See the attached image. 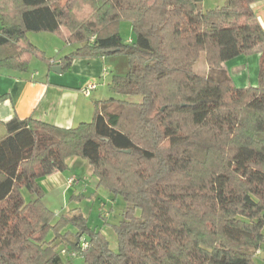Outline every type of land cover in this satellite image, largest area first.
I'll return each instance as SVG.
<instances>
[{"label":"trees","instance_id":"1","mask_svg":"<svg viewBox=\"0 0 264 264\" xmlns=\"http://www.w3.org/2000/svg\"><path fill=\"white\" fill-rule=\"evenodd\" d=\"M203 1L0 0L1 68L27 71L33 58L53 64L28 35L52 32L77 44L58 59L64 70L77 56L124 54L129 69L109 89L141 97L97 100L92 120L73 127L32 116L1 121L0 264H63L62 249L88 264H256L264 49L255 86L237 87L225 62L264 43L253 7L260 0L211 9ZM121 20L132 23L133 39L120 35ZM201 56L207 74L195 70ZM74 156L127 203L114 224L116 251L84 214L57 218L44 202L39 179L67 170Z\"/></svg>","mask_w":264,"mask_h":264},{"label":"crops","instance_id":"2","mask_svg":"<svg viewBox=\"0 0 264 264\" xmlns=\"http://www.w3.org/2000/svg\"><path fill=\"white\" fill-rule=\"evenodd\" d=\"M253 7L264 27V0L254 2ZM66 47H62L64 50L62 48L56 50L59 55L52 58L53 64L44 61L49 69L43 73L39 72L38 67L32 71V64L27 71L0 68V127L4 126L1 121L9 120L15 115L20 118L32 116L62 127H73L81 122L91 121L95 112V102L102 100L101 96L105 90H101L100 84L97 83L96 89L91 91L90 95H86L83 90L86 84L99 79L106 82L110 88L112 76L125 74L129 69L128 59L124 54H98L91 57L77 56L69 69L64 70L58 59L76 49L77 44H69L68 48ZM66 49L67 51L63 53ZM263 49L264 43L225 62V67L237 87L257 85L260 55ZM58 65L62 66L61 73L51 70ZM208 71L207 64L205 74ZM94 93L95 97H93ZM71 158L68 159V169H71V165L75 163ZM68 169L55 171L39 179L45 191L46 205L47 202L52 204L54 198L63 200L69 194L72 198L78 196L79 180L75 173H68ZM71 178L76 179L73 184L69 182ZM68 213L76 215L81 212L70 209ZM72 230L75 231V228L73 227ZM259 255L264 258V254Z\"/></svg>","mask_w":264,"mask_h":264},{"label":"rangeland","instance_id":"3","mask_svg":"<svg viewBox=\"0 0 264 264\" xmlns=\"http://www.w3.org/2000/svg\"><path fill=\"white\" fill-rule=\"evenodd\" d=\"M225 2L226 0H204L203 5L205 9H211L223 5ZM121 21L120 35L123 37V39L130 40L134 37L132 23L129 20ZM28 35L32 42L40 47L43 51H45L47 57L50 58L58 57L59 54H57V49L62 48L63 46H67L66 48H68L69 46V44L65 43L62 38L56 33L46 31H41L39 33L32 31L29 32ZM66 51L67 49L63 53H65ZM31 62L30 65L32 64V71L36 67H38L39 72L41 73L49 69L48 64H45L43 60H40L38 58H33ZM206 67L207 63L205 61V58L204 56H201L199 61L195 65V70L198 73L205 74ZM44 68L46 70H44ZM51 70L53 71V69ZM94 82L100 84L101 87L99 88H101V90H105V93L103 94V96H101L102 100L115 97L137 101L141 98L140 96L136 97L129 96L123 93H115L111 89H109V86L106 82L100 81L99 79H95ZM93 95V97H95L96 94L94 93ZM5 133L6 128L4 126L0 127V136L4 137L6 135ZM71 159L72 162L75 163L71 165V169H68L67 172L70 174L75 173L76 177L79 180L80 184H78L77 186L78 196L72 198L71 194H69L66 195L63 200L54 198L52 204H49L47 202V205L54 211L53 213L56 214L57 218H59L63 214L68 213L70 209L83 213L88 219V225L93 228L102 230V232L106 235V238H108L110 242V247L115 251L118 250V237H116L117 234L114 228V224L119 223L124 217L123 211L127 206L125 199L122 196H115L105 185L99 184L97 176L92 171V165L86 159L80 158L78 156H74ZM73 190L71 191V193L74 192ZM23 193L28 200L33 199L34 197L33 194L25 189H23ZM140 212L141 211L138 209L137 214L140 215ZM72 228L73 226H69L66 228V231H74L72 230ZM53 237L54 232L50 231L48 233V239H52ZM62 257L64 261L63 264H88L85 258L79 253L75 257H69L67 255H62ZM254 259L256 264H264V258H262V256L256 255Z\"/></svg>","mask_w":264,"mask_h":264},{"label":"built area","instance_id":"4","mask_svg":"<svg viewBox=\"0 0 264 264\" xmlns=\"http://www.w3.org/2000/svg\"><path fill=\"white\" fill-rule=\"evenodd\" d=\"M96 87H97V83L94 82V81H90L84 87V89H83L84 90V93L86 95H90L91 94V91L94 90V89H96ZM75 181H76L75 178H71L69 180L70 184H73ZM87 246H88V241L86 240V238L82 239V241L80 242V247L81 248H85ZM61 254L62 255H68L70 257H75L78 253L75 250L68 251L66 249H62ZM256 254L257 255L264 254V249L263 250L262 249H259Z\"/></svg>","mask_w":264,"mask_h":264},{"label":"water","instance_id":"5","mask_svg":"<svg viewBox=\"0 0 264 264\" xmlns=\"http://www.w3.org/2000/svg\"><path fill=\"white\" fill-rule=\"evenodd\" d=\"M53 70L61 73L62 72V66H60V65H58L56 67L54 66ZM128 151H130V150H128ZM86 240H90V236H86Z\"/></svg>","mask_w":264,"mask_h":264}]
</instances>
